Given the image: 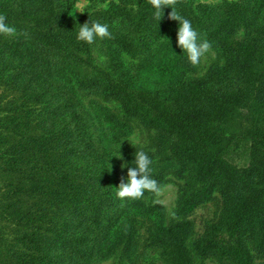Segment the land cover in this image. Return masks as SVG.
<instances>
[{
	"label": "trees",
	"instance_id": "obj_1",
	"mask_svg": "<svg viewBox=\"0 0 264 264\" xmlns=\"http://www.w3.org/2000/svg\"><path fill=\"white\" fill-rule=\"evenodd\" d=\"M76 2L24 0L22 11L30 21L23 41L0 47V173L13 175L11 196L0 201V212L7 215L11 209L16 236L14 246L3 245L0 264H88L99 241L96 234L107 233L119 199L112 168L96 149L80 110L79 93L90 89L121 98L126 116L160 130V146L167 137L176 138L171 167L190 177L178 216L217 192L224 199L222 222L232 234L264 235V25L255 28L264 0H178L176 10L201 41H216L226 61L180 87L165 82L176 72V58L188 61L175 44L179 23L168 19L171 8L158 22L148 0H111L94 18L86 13L74 19ZM3 11L0 5V15ZM85 22L109 26L107 69L93 67L91 44L77 39ZM115 22L122 28L112 29ZM239 25L248 34L232 42ZM163 37L170 42L155 47ZM124 54L151 64L146 70L163 78L166 88L148 95L135 88ZM6 87L18 93H10L11 98ZM59 116L63 127H50L51 117ZM151 175L158 183L163 179V172ZM215 242L213 229L198 250H220ZM239 245L223 249L222 255L250 264V252ZM179 250L180 264H194L184 238Z\"/></svg>",
	"mask_w": 264,
	"mask_h": 264
},
{
	"label": "rangeland",
	"instance_id": "obj_2",
	"mask_svg": "<svg viewBox=\"0 0 264 264\" xmlns=\"http://www.w3.org/2000/svg\"><path fill=\"white\" fill-rule=\"evenodd\" d=\"M23 1L0 0V5L4 8V16L7 18L6 23L14 26L18 33L14 37L0 35V47L2 48H8L6 43L12 45V42L18 46L24 39V35L20 33L25 31L27 21L29 22L30 19L22 11ZM110 1L77 0L71 12L72 17L80 19L87 13V17L94 18L99 11H106L109 8ZM200 1L213 4L223 0ZM11 19L12 24L8 22ZM263 25L264 11L255 28ZM111 28L119 29L122 25L115 22L111 24ZM247 34L248 29L244 25H239L232 31L230 41H242ZM169 42V39L163 37L154 46ZM105 45L106 38H97L91 44L93 67L107 69L108 59ZM54 57L58 59L57 55ZM122 58L125 67L133 77L135 88L144 90L147 95L149 92L153 94L156 88H166V84L161 82L163 78L159 79L160 77L148 73L146 67L150 68L151 64L148 66L141 57L131 58L124 54ZM175 65L176 72L165 82L180 87L186 80L204 78L212 69L224 67L226 61L216 49L215 41L211 45L210 52L202 58L198 66L194 67L188 61L178 58L175 59ZM85 71L89 72V67L86 66ZM1 80L6 84L8 77L1 78ZM1 87H4L2 83H0ZM4 89L5 93H18V90H11L7 87ZM13 95L10 94V97L13 98ZM79 100L80 110L86 119L94 145L106 157L112 168L115 189L119 186L122 177L127 179L128 167L133 166L131 157L138 151H144L153 161L151 169L156 176L163 172V179L159 183L161 187L159 195L145 192L143 198L139 200L118 198L119 206L110 214L111 222L107 233L100 237L98 234L95 236L99 241L92 249V259L88 264H180L182 256L179 245L183 238L194 264H238L229 255L222 254L223 249L231 247L239 249V244L250 252L252 256L250 264H264V235H243L239 232L232 234L228 226L222 222L224 199L220 193L216 192L212 199L199 205L190 214L177 215L178 202L182 193L187 192L186 187L190 177L188 175L179 176L171 167L175 161L173 149L176 138L167 137L165 145L160 146L158 141L160 130L146 126L136 117L126 116L122 108L123 101L119 97H108L97 89H90L80 92ZM64 123L60 116L51 117L49 126L61 129ZM120 154L123 157L122 160L117 158ZM122 163L127 167L121 168ZM4 166L9 167L6 164ZM55 171L62 172V169L58 171L57 168ZM12 177V173L5 171L0 173V201L11 196ZM200 186L197 182L196 190ZM10 213L11 209L7 212L8 216L0 212V251L3 245L14 246L15 224ZM213 229L215 243L222 248H219L220 250L214 248L202 253V250H198V244ZM130 234H132L131 243H129Z\"/></svg>",
	"mask_w": 264,
	"mask_h": 264
},
{
	"label": "clouds",
	"instance_id": "obj_3",
	"mask_svg": "<svg viewBox=\"0 0 264 264\" xmlns=\"http://www.w3.org/2000/svg\"><path fill=\"white\" fill-rule=\"evenodd\" d=\"M148 3L155 9L154 17L159 22L165 8H171L168 14V19L178 21L179 27L177 30V46L187 54V60L192 66H198L202 58L211 50V44L205 39L200 40L199 34L193 28L190 20L184 18L175 8L178 0H148ZM0 35L8 37L17 36V29L6 23V16L0 15ZM26 35V33H20ZM111 39L109 26L99 22H85L80 25L77 39L87 44H93L96 39ZM117 158L123 159L120 154ZM153 161L144 151L135 153L134 166L128 167L127 179L121 178L119 186L116 188V195L121 200H139L143 198L145 192H150L159 195L161 187L158 181L152 178ZM127 167L122 163L121 168Z\"/></svg>",
	"mask_w": 264,
	"mask_h": 264
}]
</instances>
